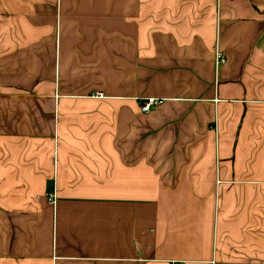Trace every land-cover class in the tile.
<instances>
[{
    "label": "crops",
    "instance_id": "crops-1",
    "mask_svg": "<svg viewBox=\"0 0 264 264\" xmlns=\"http://www.w3.org/2000/svg\"><path fill=\"white\" fill-rule=\"evenodd\" d=\"M172 263L264 264V0H0V264Z\"/></svg>",
    "mask_w": 264,
    "mask_h": 264
},
{
    "label": "built area",
    "instance_id": "built-area-1",
    "mask_svg": "<svg viewBox=\"0 0 264 264\" xmlns=\"http://www.w3.org/2000/svg\"><path fill=\"white\" fill-rule=\"evenodd\" d=\"M214 61L216 66H218L219 64H223L225 62L224 56L223 54L219 51L218 48L214 49ZM94 97L97 98H101V94H97L94 95ZM161 100L160 99H155V98H146L142 100V104L140 106V112L141 113H148L152 108L158 106L161 104ZM47 201L50 204H54L55 202V195L51 194L48 196ZM172 264H176V263H172Z\"/></svg>",
    "mask_w": 264,
    "mask_h": 264
}]
</instances>
